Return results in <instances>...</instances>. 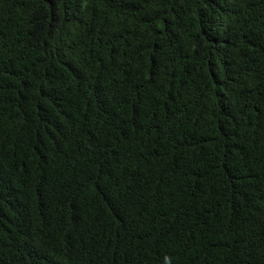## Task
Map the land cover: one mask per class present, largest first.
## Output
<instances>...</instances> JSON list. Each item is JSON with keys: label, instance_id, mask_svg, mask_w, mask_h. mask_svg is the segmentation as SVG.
I'll return each instance as SVG.
<instances>
[{"label": "trees", "instance_id": "16d2710c", "mask_svg": "<svg viewBox=\"0 0 264 264\" xmlns=\"http://www.w3.org/2000/svg\"><path fill=\"white\" fill-rule=\"evenodd\" d=\"M0 264H264V0H0Z\"/></svg>", "mask_w": 264, "mask_h": 264}]
</instances>
